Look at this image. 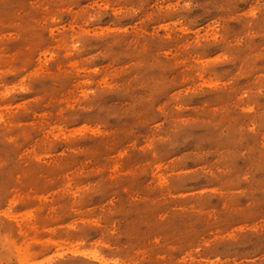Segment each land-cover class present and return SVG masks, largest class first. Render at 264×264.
Masks as SVG:
<instances>
[{"label": "clouds", "instance_id": "1", "mask_svg": "<svg viewBox=\"0 0 264 264\" xmlns=\"http://www.w3.org/2000/svg\"><path fill=\"white\" fill-rule=\"evenodd\" d=\"M0 264H264V0H0Z\"/></svg>", "mask_w": 264, "mask_h": 264}]
</instances>
